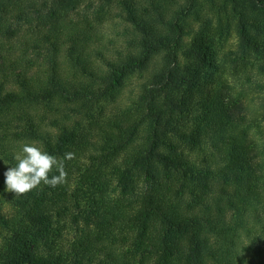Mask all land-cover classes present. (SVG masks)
<instances>
[{"label": "trees", "instance_id": "trees-1", "mask_svg": "<svg viewBox=\"0 0 264 264\" xmlns=\"http://www.w3.org/2000/svg\"><path fill=\"white\" fill-rule=\"evenodd\" d=\"M0 166V264H264V0H0Z\"/></svg>", "mask_w": 264, "mask_h": 264}, {"label": "clouds", "instance_id": "clouds-1", "mask_svg": "<svg viewBox=\"0 0 264 264\" xmlns=\"http://www.w3.org/2000/svg\"><path fill=\"white\" fill-rule=\"evenodd\" d=\"M13 159L15 166L4 173L5 190L14 193V198H20L41 185L56 188L67 183L66 162L76 159V154L65 152L62 157H57L34 143H24Z\"/></svg>", "mask_w": 264, "mask_h": 264}, {"label": "rangeland", "instance_id": "rangeland-1", "mask_svg": "<svg viewBox=\"0 0 264 264\" xmlns=\"http://www.w3.org/2000/svg\"><path fill=\"white\" fill-rule=\"evenodd\" d=\"M74 16H75L74 13H72V17H74ZM214 23L215 22L211 20V22H210L209 25L211 27H213L214 26ZM110 24H111V22L108 21L107 22V26L105 28L106 31H107V33H109V31H110ZM235 36L236 35H235L234 31L232 32V30H230V33L227 36L226 40L225 41H222L221 42V45H219V47L221 48V52L222 53H225L228 49L233 48L235 46V42H236V37ZM219 56H222L221 53H220ZM225 76L228 78V80H230V82L232 84H235V82L232 81L233 80V77H231L229 75H225ZM233 76L236 78V75H233ZM140 81H141V79H140V76L139 75H135V76L131 77L130 80L126 83V85L123 88V90L121 91L120 96H119V100H121L122 102H126L127 101V97H129L131 94H135V92L137 90V85H138V83ZM258 96L259 95H257V94H249L248 95V98L252 100L251 103L253 105H255V106L258 104V100H259V97ZM2 169L3 168L0 166V174L2 173Z\"/></svg>", "mask_w": 264, "mask_h": 264}]
</instances>
